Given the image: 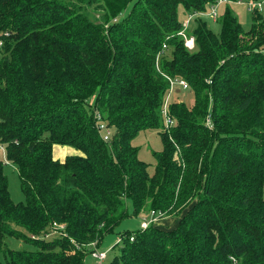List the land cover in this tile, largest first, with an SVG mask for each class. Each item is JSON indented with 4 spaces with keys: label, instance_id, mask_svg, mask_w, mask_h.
<instances>
[{
    "label": "trees",
    "instance_id": "16d2710c",
    "mask_svg": "<svg viewBox=\"0 0 264 264\" xmlns=\"http://www.w3.org/2000/svg\"><path fill=\"white\" fill-rule=\"evenodd\" d=\"M226 2L240 1L0 0V264H85L128 206L175 224L122 234L111 264H264V17L249 7L244 30L226 10L216 34L206 11ZM179 8L201 17L184 30ZM147 130L162 143L151 171L133 145Z\"/></svg>",
    "mask_w": 264,
    "mask_h": 264
},
{
    "label": "rangeland",
    "instance_id": "374dc122",
    "mask_svg": "<svg viewBox=\"0 0 264 264\" xmlns=\"http://www.w3.org/2000/svg\"><path fill=\"white\" fill-rule=\"evenodd\" d=\"M239 1L240 2H237V3H231V2L221 3L213 7L216 13V18H217L216 22L215 21L213 22L210 18H207V17L204 18V20L208 24V27L214 33L216 34L219 33L220 23L218 22V20L224 15L226 10H229L237 18V20L239 21V23L241 24L244 30H248L250 28L251 12L249 11V3H252V2H250L249 0H239ZM262 1L264 0H258L257 3L262 2ZM131 8H132V4H129L127 8L122 12V14L117 18V20L122 21L125 18H127L129 16ZM211 10H212L211 8L210 10L208 8L206 13H210ZM259 12L264 17V4L262 5ZM178 15H179V20L181 22L185 23L188 20V17H186L182 8H179ZM188 26H189V23L187 24L186 28H188ZM187 39H189L187 40L188 41L187 45L188 44L191 45L190 44L192 43L190 42L191 39L190 38H187ZM192 44L194 45V40ZM191 101H193L192 98H191ZM133 145L139 149V152H138L139 159L145 162L146 164H148L150 166V171H151L156 164L154 153L160 152L162 150V143H161V139L158 134V131L147 130V131L141 132L134 140ZM57 147L53 149V156L55 158L57 159L62 158V157L56 156L57 153H58L57 155L61 153V149L63 150L64 153L66 151V155L70 154L69 152L71 150H69V148L67 147L57 148ZM3 170H4V174L6 175L8 179V189H9L11 200L15 204L24 203L25 197L21 191L20 179L17 174L16 167L11 163H6L4 164ZM128 209H129L128 218L124 219L117 226L114 233L105 236V238L102 240L101 244L98 247V252L106 253V259L100 262L99 260L92 257L89 251L88 255L85 258V264H111L114 258L120 254V247L122 246L121 244H117V239L121 238V235L124 233L141 231L142 229L141 225L143 221L144 220L150 221L152 219L150 213H141L138 216H134L132 214L133 210L131 209L130 206H128ZM164 220L165 219L158 220L157 218L155 224H157L160 227H164L167 224L166 221ZM4 242L6 244V247L9 250H13V251H22V250L34 251L36 250V247L30 244L17 241L11 238H6ZM0 259L3 261L2 256L0 257Z\"/></svg>",
    "mask_w": 264,
    "mask_h": 264
},
{
    "label": "built area",
    "instance_id": "2783aa9c",
    "mask_svg": "<svg viewBox=\"0 0 264 264\" xmlns=\"http://www.w3.org/2000/svg\"><path fill=\"white\" fill-rule=\"evenodd\" d=\"M263 3H249V7L252 8V7H256L258 8L259 10L261 9ZM201 17V14H195L194 16H190L188 18V20L183 23V26H184V30L186 29L187 27V24L193 19V17ZM206 17H209L212 21H215L216 20V13H215V9L212 8L211 12L209 14H206L205 15ZM182 35V33H181ZM8 36V33H4V35H1L0 34V48H2L3 46V39L5 37ZM190 42L193 43V39L190 38ZM189 39L185 38V46L189 49V50H193L194 49V45L192 43H190L191 45H187ZM165 48V46L163 47ZM169 86H170V89H169V93H171L173 90H175L177 87H182L183 89H186L187 88V84L183 81V80H169ZM162 116L164 118V128L165 129H169L172 125H173V120L171 119V117L169 116L168 114V110H167V100L166 102L164 103V106H163V109H162ZM95 118L98 120L97 121V129L99 132L102 133V139L103 141L105 142H108L109 139H110V132H109V128L103 123L101 122V117L100 115L95 112ZM0 155L2 156L3 160L5 161V147L0 144ZM6 163V162H5ZM151 215V220L150 221H147V220H144L143 223H142V230H145L151 223H154L156 222V219L159 218L158 216H156V213L155 212H151L150 213ZM54 228H55V231L52 233V234H55L57 233V231H59V229H64V226L63 225H56L54 224L53 225ZM133 239L130 238V241H132ZM122 241L121 239H117V244H121ZM88 249L90 251V254L92 255V257H94L95 259L99 260L100 262L104 261L106 259V253H101V252H98V247H97V244L96 243H92L88 246Z\"/></svg>",
    "mask_w": 264,
    "mask_h": 264
},
{
    "label": "crops",
    "instance_id": "0c3cea01",
    "mask_svg": "<svg viewBox=\"0 0 264 264\" xmlns=\"http://www.w3.org/2000/svg\"><path fill=\"white\" fill-rule=\"evenodd\" d=\"M57 148H59V147H57ZM69 150H71V151L69 152L70 154H67V155H66V151L64 150V151H65V153H64L63 150L61 149V153H60L59 155H57V154H58V153H57L56 156H57V157H62V158H59V160H63L66 156L71 155V154H75V152H74L72 149L69 148ZM54 158H55V157H54ZM55 159H57V158H55ZM164 221H166V223L169 224V225H171V226H173V225L175 224V219L167 218V219H165Z\"/></svg>",
    "mask_w": 264,
    "mask_h": 264
}]
</instances>
